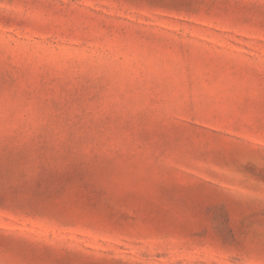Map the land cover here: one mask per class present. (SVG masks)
Segmentation results:
<instances>
[{
    "label": "rangeland",
    "instance_id": "obj_1",
    "mask_svg": "<svg viewBox=\"0 0 264 264\" xmlns=\"http://www.w3.org/2000/svg\"><path fill=\"white\" fill-rule=\"evenodd\" d=\"M0 264H264V0H0Z\"/></svg>",
    "mask_w": 264,
    "mask_h": 264
}]
</instances>
